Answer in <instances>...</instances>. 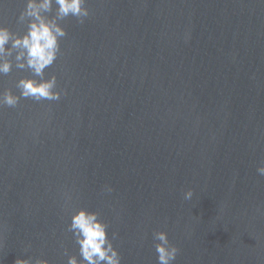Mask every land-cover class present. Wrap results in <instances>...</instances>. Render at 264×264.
I'll use <instances>...</instances> for the list:
<instances>
[{
    "label": "water",
    "instance_id": "water-1",
    "mask_svg": "<svg viewBox=\"0 0 264 264\" xmlns=\"http://www.w3.org/2000/svg\"><path fill=\"white\" fill-rule=\"evenodd\" d=\"M24 7L0 0V24L22 35ZM86 7L45 69L60 99L0 107V264L80 259L82 207L121 264H158L154 231L179 248L172 264H264V0ZM31 76L13 67L0 90Z\"/></svg>",
    "mask_w": 264,
    "mask_h": 264
},
{
    "label": "clouds",
    "instance_id": "clouds-1",
    "mask_svg": "<svg viewBox=\"0 0 264 264\" xmlns=\"http://www.w3.org/2000/svg\"><path fill=\"white\" fill-rule=\"evenodd\" d=\"M87 0H25V7L20 12L17 23L26 24L27 30L21 35L11 31L4 24H0V76L9 74L13 67L18 70L27 69L31 77L20 78L15 87L19 94L11 89L0 90V107H16L22 98L36 102L42 100L56 101L61 97L57 89V77L52 74L45 77V69L53 65L61 54L60 41L67 35L62 25L69 16L74 17L80 24L89 16L86 7ZM54 15H49L53 12ZM259 175L264 176V161L257 168ZM105 191L112 192L111 186H105ZM193 191L188 189L184 199L190 200ZM71 200V197H67ZM109 225L100 219V213L87 208H79L71 215L68 231L73 234L78 245L80 259L70 255L67 264H121L118 250L108 236ZM153 239L158 264H172L175 261L179 248L171 243L165 231H154ZM30 247V245H29ZM27 250V249H26ZM67 254V249H65ZM14 264H49L48 260L35 258H17Z\"/></svg>",
    "mask_w": 264,
    "mask_h": 264
}]
</instances>
